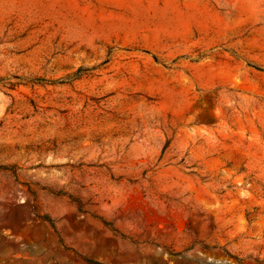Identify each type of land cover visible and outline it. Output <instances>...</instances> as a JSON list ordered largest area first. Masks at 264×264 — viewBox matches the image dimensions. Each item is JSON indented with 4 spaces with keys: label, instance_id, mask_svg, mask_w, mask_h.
<instances>
[{
    "label": "rangeland",
    "instance_id": "374dc122",
    "mask_svg": "<svg viewBox=\"0 0 264 264\" xmlns=\"http://www.w3.org/2000/svg\"><path fill=\"white\" fill-rule=\"evenodd\" d=\"M0 264H264V0H0Z\"/></svg>",
    "mask_w": 264,
    "mask_h": 264
}]
</instances>
